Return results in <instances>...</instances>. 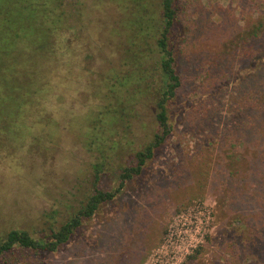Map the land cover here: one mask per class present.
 Here are the masks:
<instances>
[{"label": "trees", "instance_id": "1", "mask_svg": "<svg viewBox=\"0 0 264 264\" xmlns=\"http://www.w3.org/2000/svg\"><path fill=\"white\" fill-rule=\"evenodd\" d=\"M229 3L0 0V264L66 249L180 121L200 139L173 175L221 184L252 232L208 264H264V0Z\"/></svg>", "mask_w": 264, "mask_h": 264}, {"label": "rangeland", "instance_id": "2", "mask_svg": "<svg viewBox=\"0 0 264 264\" xmlns=\"http://www.w3.org/2000/svg\"><path fill=\"white\" fill-rule=\"evenodd\" d=\"M229 1L202 3L204 9H211L209 14L222 4L224 15L229 17L226 19L235 21L240 8ZM235 11L236 16H229ZM227 34L224 31L221 36ZM199 139L180 121L159 162L128 186L125 197L88 224L83 235L73 239L66 249L44 258V264H208L218 252L216 240L231 236L246 239L251 235V227L242 222L240 207L232 203L233 195L221 184L212 182L211 186L201 187L197 181L173 175L175 168L171 167L191 155ZM216 152L214 147L213 154ZM156 171L164 172L167 180L161 181ZM15 193L20 191L13 189L9 198H20L24 192ZM208 236L213 237L212 242L207 241ZM200 244L205 246L204 256L187 260Z\"/></svg>", "mask_w": 264, "mask_h": 264}]
</instances>
